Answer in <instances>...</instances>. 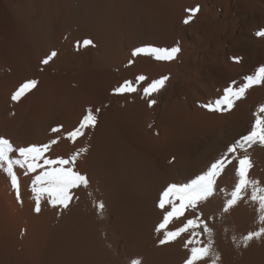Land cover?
<instances>
[{
	"label": "bare ground",
	"instance_id": "6f19581e",
	"mask_svg": "<svg viewBox=\"0 0 264 264\" xmlns=\"http://www.w3.org/2000/svg\"><path fill=\"white\" fill-rule=\"evenodd\" d=\"M197 6L184 24L185 10ZM260 30L264 0H0V135L16 146L60 136L48 153L52 158L87 147L75 167L89 178L87 187L73 189L67 209L42 200L36 214L34 174L16 169L21 203L0 170V264H130L136 258L141 264H182L187 234L159 245L162 234L155 227L162 212L156 205L168 184L188 182L250 130L264 104V85L249 89L231 111L200 105L264 66V38L255 35ZM84 38L95 47L77 50L75 41ZM144 45L180 51L171 61L131 57ZM51 50L57 57L42 65ZM141 74L147 77L141 87L168 76L151 97L155 105L149 107L140 92L111 94ZM27 79L39 80L37 90L12 102ZM89 107L100 109L97 126L72 144L63 132L77 126ZM56 124L64 126L62 133L50 132ZM247 154L250 177L264 185V146ZM235 181L230 166L215 195L198 206L204 218L215 217L208 221L214 240L209 264L215 256L217 264H264V236L247 247L242 242L262 226L258 206L245 196L221 214Z\"/></svg>",
	"mask_w": 264,
	"mask_h": 264
},
{
	"label": "snow or ice",
	"instance_id": "6c2138e0",
	"mask_svg": "<svg viewBox=\"0 0 264 264\" xmlns=\"http://www.w3.org/2000/svg\"><path fill=\"white\" fill-rule=\"evenodd\" d=\"M199 10V6L186 9L187 16L183 23H190ZM255 35L264 38V30L257 31ZM74 46L79 50L95 47V43L91 38H84L75 41ZM179 51L178 46L163 48L144 45L134 48L131 51V57L149 56L157 61H171ZM57 55L56 50H51L40 63L48 65ZM233 59L238 62V58ZM133 63V59L128 61L129 65ZM146 79L147 77L142 74L136 76L135 82L126 79L114 87L111 94L123 96L140 92L142 97L147 100L148 106L151 107L156 104V100L151 97L165 86L168 76L154 79L146 86L141 87ZM39 83L37 79L23 81L11 94V101L20 102L26 95L37 90ZM257 85H264V66H260L253 75L246 76L244 81L239 84L235 81L230 82L223 89L221 96L200 106L209 112L231 111L237 102L246 96L248 90ZM99 111V108L95 109V113ZM95 113L91 107L86 108L78 125L70 131L63 132V138L76 144L80 138L85 137L89 130L95 129L97 126L98 117ZM253 115L254 120L250 130L228 145L205 170L188 182L168 184L160 193L156 206L162 212V220L156 225L155 232L162 234V238L158 240V244L165 245L174 242L182 235L187 234V239L183 241V248L187 251V256L182 264H209V258L213 256V228L209 226L208 221L215 217L204 218L198 206L215 195L218 180L230 166L234 168L236 181L223 203L221 214L228 213L239 201L248 196L250 201L258 206L259 223L262 226L243 236V246L247 247L249 241L264 236V185H261L258 179L250 177L253 161L247 154L254 145L264 146V104H261ZM63 127L62 124H56L50 127V132L53 134L62 133ZM59 140L60 136H56L47 143L16 146L9 138L0 135V170H3L10 178L11 187L15 190L18 202L22 203L21 185L16 169L24 170V175L34 174L30 186L35 201L33 210L36 214H40L42 211V200H46L48 205L53 208L67 209L73 199V189L81 186L87 187L89 184L88 176L76 170L75 167L78 158L87 152V147L75 150L68 157L52 158L48 153L54 145L59 143ZM220 191L223 192L224 189H220ZM97 207L103 210L104 204L100 202ZM189 211L195 213L191 218L186 215ZM182 218L183 223L180 227L169 229L170 224ZM204 237H207V242ZM235 239L233 237L234 242ZM218 260L219 256H215L210 260V264H217ZM130 264H141V261L139 258L132 259Z\"/></svg>",
	"mask_w": 264,
	"mask_h": 264
}]
</instances>
